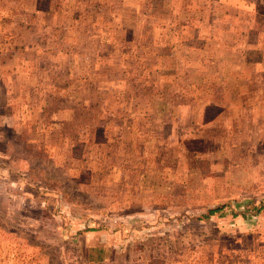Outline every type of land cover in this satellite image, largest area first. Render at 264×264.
<instances>
[{
    "label": "rangeland",
    "instance_id": "1",
    "mask_svg": "<svg viewBox=\"0 0 264 264\" xmlns=\"http://www.w3.org/2000/svg\"><path fill=\"white\" fill-rule=\"evenodd\" d=\"M261 203L264 0H0V264H264Z\"/></svg>",
    "mask_w": 264,
    "mask_h": 264
},
{
    "label": "trees",
    "instance_id": "2",
    "mask_svg": "<svg viewBox=\"0 0 264 264\" xmlns=\"http://www.w3.org/2000/svg\"><path fill=\"white\" fill-rule=\"evenodd\" d=\"M224 206L225 205H218V206H215V207H210L207 210V213L204 214V217L209 218L211 215H213L215 212L219 211ZM255 208H256L257 211L262 210L264 208V203H261L259 205H256Z\"/></svg>",
    "mask_w": 264,
    "mask_h": 264
}]
</instances>
